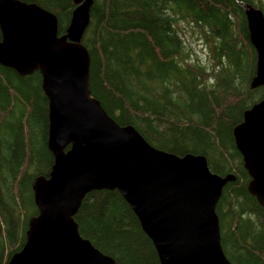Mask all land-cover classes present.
I'll return each mask as SVG.
<instances>
[{
	"label": "trees",
	"instance_id": "obj_1",
	"mask_svg": "<svg viewBox=\"0 0 264 264\" xmlns=\"http://www.w3.org/2000/svg\"><path fill=\"white\" fill-rule=\"evenodd\" d=\"M19 1L55 15L59 35L75 7L73 0ZM246 5L264 15V0H92L81 44L90 57L89 90L119 126L133 127L157 150L203 156L213 174L235 178L215 208L221 248L231 264H264V208L247 191L233 137L264 97L262 87H251L257 57ZM47 140L41 75L0 65V264L21 250L38 214L31 184L54 164ZM74 221L114 264H159L117 191L87 194Z\"/></svg>",
	"mask_w": 264,
	"mask_h": 264
},
{
	"label": "water",
	"instance_id": "obj_2",
	"mask_svg": "<svg viewBox=\"0 0 264 264\" xmlns=\"http://www.w3.org/2000/svg\"><path fill=\"white\" fill-rule=\"evenodd\" d=\"M63 35L55 15L34 3L0 0V65L41 75L48 100L47 147L54 164L31 186L38 214L7 264H114L83 239L74 221L84 197L117 191L151 241L159 264H231L220 244L217 202L232 175L213 174L203 156L179 157L119 126L89 90L90 57L81 44L92 0H73ZM256 52L251 87L264 89V15L246 5ZM249 176L248 193L264 208V97L233 130Z\"/></svg>",
	"mask_w": 264,
	"mask_h": 264
},
{
	"label": "rangeland",
	"instance_id": "obj_3",
	"mask_svg": "<svg viewBox=\"0 0 264 264\" xmlns=\"http://www.w3.org/2000/svg\"><path fill=\"white\" fill-rule=\"evenodd\" d=\"M196 46H197V45L194 46V50L196 51L198 57H199V58L203 57V56H202V53H201V50H200V47H199V46L196 47Z\"/></svg>",
	"mask_w": 264,
	"mask_h": 264
}]
</instances>
